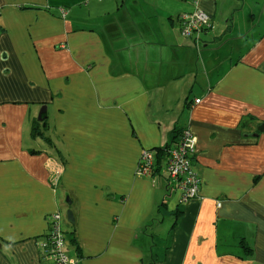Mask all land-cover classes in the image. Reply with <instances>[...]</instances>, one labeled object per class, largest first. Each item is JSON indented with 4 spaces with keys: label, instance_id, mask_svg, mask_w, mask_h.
<instances>
[{
    "label": "crops",
    "instance_id": "1",
    "mask_svg": "<svg viewBox=\"0 0 264 264\" xmlns=\"http://www.w3.org/2000/svg\"><path fill=\"white\" fill-rule=\"evenodd\" d=\"M263 123L264 0H0V264H52L56 213L76 264H264ZM185 129L184 206L136 170Z\"/></svg>",
    "mask_w": 264,
    "mask_h": 264
},
{
    "label": "built area",
    "instance_id": "2",
    "mask_svg": "<svg viewBox=\"0 0 264 264\" xmlns=\"http://www.w3.org/2000/svg\"><path fill=\"white\" fill-rule=\"evenodd\" d=\"M181 34L186 39H192L198 33L208 29L209 20L203 13L197 11L191 15L181 17ZM201 100H195L200 104ZM198 138L191 130L185 129L180 140L169 150L166 161V172L169 179L177 184L181 191L180 204L187 205L198 199L201 179L197 171L193 169V157L197 153ZM155 154L144 150L141 154L136 176L138 178H150L153 173ZM58 175H56V181ZM44 253L51 259L52 264H76L66 252L65 236L61 229V216L56 213L52 216L50 231L43 245Z\"/></svg>",
    "mask_w": 264,
    "mask_h": 264
},
{
    "label": "trees",
    "instance_id": "3",
    "mask_svg": "<svg viewBox=\"0 0 264 264\" xmlns=\"http://www.w3.org/2000/svg\"><path fill=\"white\" fill-rule=\"evenodd\" d=\"M44 122V120H43ZM35 122L34 126H33V135L34 138H42L43 140H45L46 142H50L49 138L46 136V130L48 128V124L45 122ZM46 128V129H45ZM179 131L175 132V137H174V141H172V144L169 145L166 148H160L156 150L155 153V162H154V169H153V173H152V177L161 174V172L163 170H165L166 172V161L168 159L169 156V150L175 146V144H177L179 142V140H177V138L181 135L178 136ZM182 134V133H181ZM167 174V172H166ZM168 176V174H167ZM167 180L170 184V187H172L171 185H173V182L169 179V176L167 177Z\"/></svg>",
    "mask_w": 264,
    "mask_h": 264
},
{
    "label": "water",
    "instance_id": "4",
    "mask_svg": "<svg viewBox=\"0 0 264 264\" xmlns=\"http://www.w3.org/2000/svg\"><path fill=\"white\" fill-rule=\"evenodd\" d=\"M46 113H47V107L44 106V107L42 108V110H41L40 115H39V118H38L39 121H42V115H43V114H46ZM258 132H259V133H263V132H264V123L261 124V125L258 127ZM259 133H257V135H255V136H258ZM68 220H69L70 222L74 223V217H73V214H72L71 212L68 213Z\"/></svg>",
    "mask_w": 264,
    "mask_h": 264
},
{
    "label": "rangeland",
    "instance_id": "5",
    "mask_svg": "<svg viewBox=\"0 0 264 264\" xmlns=\"http://www.w3.org/2000/svg\"><path fill=\"white\" fill-rule=\"evenodd\" d=\"M199 53V52H198ZM200 54V53H199ZM198 55V54H197ZM210 61V65H212V66H210L209 65V62ZM215 63H216V59L215 58H209V59H206V65L208 66V68H211V67H213L214 65H215ZM201 67H202V65H201ZM61 229H62V227H61ZM63 232V231H62ZM63 234H64V236L65 237H67L68 238V236L66 235V233L65 232H63Z\"/></svg>",
    "mask_w": 264,
    "mask_h": 264
}]
</instances>
